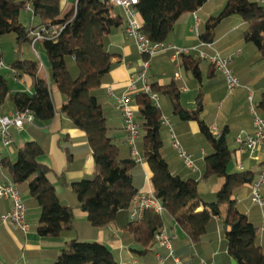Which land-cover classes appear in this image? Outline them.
<instances>
[{"label":"trees","instance_id":"obj_1","mask_svg":"<svg viewBox=\"0 0 264 264\" xmlns=\"http://www.w3.org/2000/svg\"><path fill=\"white\" fill-rule=\"evenodd\" d=\"M62 0H0V37L14 34L18 49L22 44L32 45L29 36L40 28L54 29L58 35L34 43L40 48L48 63L47 77L42 75L36 60H17L9 68L14 77L31 80L32 92H13L5 75H0V108L6 102L13 112L30 113L41 132L50 123L56 111L52 102V88L62 96L58 111L84 133L92 151L96 174L70 184L76 198V206L86 214L88 224L102 228L117 222L119 217L128 216L121 226V240L127 247L138 245L142 251L132 249L135 254H144L155 244V237L164 227V220L171 219L186 236L183 251L190 253L189 264H198L200 258L192 253L209 226L218 220L222 244L228 256L236 264H264V233L261 232L264 210L253 204L250 212L238 205L237 195L243 187H251L254 174L250 171L231 173L232 138L253 126V117L245 105L237 116H232L221 127V133L214 137L210 131L214 109L206 119L200 118L203 107L193 111L183 109L179 104L182 81L174 79L170 84H151L150 90L171 107L170 121L174 134L188 123H196L203 154L192 155L200 172V181L210 184L222 181L212 200L208 201L198 193L196 174L184 177L174 174L170 168L171 159L179 158L177 151L166 147L168 129L162 124L163 110L157 108L150 94L136 92L132 95L135 121L139 127L137 150L150 170V182L155 199L161 204L163 213L147 210L141 218L130 220L129 211L137 196L142 180L136 177L139 164L131 156L126 142L115 143L114 131L123 132L121 115L108 104L107 88L111 83L110 73L118 66L116 55L108 50L110 37L124 26L121 9L101 0H76L74 6L62 19ZM214 14H210L215 11ZM27 7L32 16L39 19L35 28L19 22L20 12ZM141 22V32L152 43L166 44L174 27L194 13L200 21L194 45L211 44L221 55L238 44L251 47L253 55L244 59L230 58L229 66L239 78L249 73L252 63L262 60L264 66V4L249 0H138L136 6ZM242 25L232 30L234 19ZM207 50L206 47H201ZM36 50V49H35ZM231 54L227 53V56ZM231 56V55H230ZM226 57V56H225ZM145 59L137 54L126 62ZM179 65L191 74L186 84L196 88L202 81L205 67L208 77L216 73L213 65L194 58L192 54L179 55ZM226 85V84H225ZM246 100V96L244 97ZM247 104V103H246ZM257 115L264 119V90L253 98ZM249 124V125H247ZM253 129V128H252ZM178 138V137H177ZM180 138L178 142L181 146ZM182 147V146H181ZM44 149L36 141L23 144L16 153L14 162L2 160L1 170L20 194L26 193L39 209L36 234L41 238H55L70 230L74 224L73 208L61 203L53 184L48 180L50 169L38 162ZM263 166V163H262ZM58 182L65 185L64 178ZM264 206V188L261 191ZM251 200H250V202ZM223 207L225 212L223 214ZM201 209V212L198 210ZM178 255L177 242L173 245ZM209 264L208 260H204ZM53 264H118L112 252L96 242L71 240L55 255Z\"/></svg>","mask_w":264,"mask_h":264},{"label":"crops","instance_id":"obj_2","mask_svg":"<svg viewBox=\"0 0 264 264\" xmlns=\"http://www.w3.org/2000/svg\"><path fill=\"white\" fill-rule=\"evenodd\" d=\"M249 1L258 2L259 0ZM75 2L76 0H73V2H71V0H62L60 2L61 19L68 12H70ZM219 9H221V6L210 14H214ZM24 11L29 13L31 12V10ZM199 14L202 15V13L199 12L189 15L185 18V20H183V22L176 25V36L177 39L182 41V45L172 42H168V44L174 45L180 49H191L195 47L194 41L196 40L197 35L194 31V26L196 20L200 21L198 17ZM241 25L242 23L239 18H235L232 30H236ZM123 28L124 26L110 37L108 46L109 52L116 55L115 61L119 62L118 66L110 73L111 83L109 88H111L115 94L120 93L126 87L133 68L139 63V60L126 62L127 59L136 55V50L132 41L126 38ZM187 34H194V36L190 37V42H188L186 38ZM237 45L238 44H234L228 47L224 51L226 54L225 56L230 58L232 57V59H237L239 57L247 59V57L253 55L251 47L246 46H242L238 48L236 52H233V50L237 48ZM228 52L231 53L229 56H227ZM15 54L16 56L22 57L21 53H18L19 55L17 53ZM189 54H192L194 58H197L195 52H190ZM1 59L2 52L0 51V63L2 64ZM41 60L43 63V67L41 68L42 75L46 78L48 63L44 54L43 59L41 58ZM254 66V63L250 64L249 73L239 79L235 75L233 68L230 67L233 75L239 80L240 84L246 88L238 87L230 93L226 88L222 74L216 71V73H211L208 77L209 73H207V70L204 67L202 70L201 83L197 85L196 88L190 89L186 84L192 79L191 74L184 71V69L180 67L179 56L177 57L172 55V53H168L155 57L150 61L149 69L146 72V84L148 86L151 84L165 86L170 84L177 75H180L181 81L184 84V87L180 91V106L188 111H193L196 107H203L199 114L201 119L208 118L211 115V110L214 109V118L211 127L215 125L219 129L220 135L221 127L227 123L230 117L237 116L238 111L245 107V105L248 106V90L253 93V98L254 94L257 95L264 90V66ZM11 74L13 76L14 85L13 90H11L9 85L11 91L25 92L28 94L32 92L31 80L29 78H16L14 77V73L12 71ZM107 96L108 104L111 105L115 111H117L115 109V98L108 95V93ZM245 96L246 100L244 98ZM51 98L56 111L54 119L44 126V128L40 130L41 132L38 131L39 128L35 125V123L33 125L25 124L20 130L12 128L9 133L11 144L8 147L3 145L0 137V157L2 160L8 159L9 161L14 162L16 160L17 150L23 144L33 141L39 143V145L44 149V155L38 159V162L50 169L48 180L51 184H53L55 192L59 196L61 203L73 208L74 224L70 230L62 232L58 237H39L35 231L38 225L39 209L36 204L30 200L28 194H21V198L23 197L22 200L26 209L25 220L29 226V230L27 233L13 231L7 224H3L0 220V264H53L55 255L59 254L65 244L71 240H77L80 242H96L104 245L112 252L114 259L118 264H159L158 257L164 259L163 264H173L172 259L166 257V251L159 248L156 242L153 247L148 250V252L140 255L132 252V249L139 251L143 250L138 245H131L130 247H127L123 244L121 240L120 225H123L125 221L128 220V216L122 215L119 217L117 222L111 223L102 228H94L88 224L86 214L76 206V198L71 191L70 184L80 182L84 179H92L95 176L96 167L92 151L85 139L84 133L73 127L67 117L58 113L62 104L61 94L57 90L54 92L52 91ZM184 102L189 108L184 106ZM159 103L163 110V117L169 118L171 115V107L169 103L165 100H160ZM12 113L14 112L11 110L10 106H3V108H0V116H9ZM121 124L122 119L120 125ZM172 126L174 127L173 124ZM252 128L242 130L240 133L243 132L244 134L250 135L253 132ZM198 134L199 130L196 123L190 122L187 126H182L178 133H175V137L177 140L180 138L182 146L180 147L185 152L196 156L199 153L203 154L204 151L202 147H199L200 140L198 138ZM113 135V137H115L116 144L123 145L125 143V135L122 132L114 131ZM234 140L235 138H232L229 149L232 152L231 157L232 154L236 156L239 166L241 165V169L230 172L250 171L254 174V182H256V176L260 174L263 168L264 142L259 145L253 153H251L252 155L256 152L262 156L261 162L258 164L260 172L257 174L250 168V165L245 166L243 164V161L249 160L251 156L250 154L240 155L237 153L238 147ZM172 141L173 140L169 133H167L165 145L166 147L176 151L172 146ZM12 146L15 148L14 151H11V148H13ZM251 164V166L254 164L257 165L254 160H251ZM170 168L174 174L184 175V177L194 175L191 174L185 167L183 161L177 157L171 159ZM61 175L66 182L65 185L58 182V176ZM135 175L137 178L142 180L141 188L138 193L153 194L150 182L151 173L145 162L139 164L135 171ZM196 176L199 181L197 186L199 195L205 197L208 201L212 200L214 194L219 190L222 181L210 184L206 181H200V172ZM6 182L10 181L6 176H4L2 170L0 169V186ZM200 184L205 185L202 192L199 191ZM236 199L238 205H242L243 208L246 207V213H252L250 212V208L253 207V203H249L250 187H243ZM132 208L133 202L130 211ZM10 209L11 202L6 199H0V217L2 214L9 212ZM222 209L224 214L225 207ZM201 211V209L198 210V212ZM261 213L263 218L264 210L261 211ZM252 215L257 216L254 213H252ZM167 220L170 226L169 228L165 227L164 223L163 229L168 235L175 237L173 243L177 242L179 251V254L176 255V257L182 264H189L191 251L190 253L188 251H183V242L186 240V236L174 221L171 219ZM191 250L192 253L196 254L197 257L200 258V260H208L209 264H233L232 259L223 248L221 228L218 220H215L209 226L208 232L202 237L200 244L195 248L192 247Z\"/></svg>","mask_w":264,"mask_h":264},{"label":"built area","instance_id":"obj_3","mask_svg":"<svg viewBox=\"0 0 264 264\" xmlns=\"http://www.w3.org/2000/svg\"><path fill=\"white\" fill-rule=\"evenodd\" d=\"M108 2L115 7L121 9L124 17V34L127 39L131 40L138 55L145 59H139V63L133 68L130 75V79L127 82L126 87L118 94H115L111 88L107 89L108 95L115 98V109L120 113L122 119L123 132L125 135V142L130 147L131 156L136 163L141 164L143 162L136 144L139 137V127L135 121V111L132 106V95L136 92H144L150 94L154 104L157 108H160L158 96L153 94L150 87L146 84V72L149 69L150 61L158 56L172 53L174 56L181 54H189L195 52L197 58L208 62L213 65L215 70L222 74L226 84L228 92H232L236 88H246L242 86L239 80L233 75L229 66V57L221 55L213 48L211 44H200L191 49H180L171 44H156L150 42V40L141 32V22L138 18L136 6L138 0H101ZM261 4H264V0H259ZM26 10H30L29 7ZM199 21L196 20L194 31L197 35V28ZM58 35V32L54 29L40 28L29 33L32 37V48L34 43L38 40L52 38ZM206 47V51L201 49ZM34 50V48H33ZM39 66L42 68L43 63L36 53ZM0 67L2 64L0 63ZM176 80L181 81V76L177 75ZM247 101L249 111L253 117V132L250 135L239 133L235 138V143L238 147L237 153L240 155L251 154L255 149L264 142V119L257 115L253 107V93L248 90ZM25 124L33 125L34 118L30 113L14 112L11 115L0 116V137L4 146L8 147L11 144L10 130L12 128L20 130ZM162 124L167 127L168 133L172 138V146L177 151L179 158L183 161L185 167L191 174H199V169L195 164L192 155L185 152L179 145L178 140L175 137L173 126L169 118L162 117ZM210 131L214 137L219 135V129L214 125L210 128ZM2 159L0 157V169ZM241 169V165L239 166ZM199 178V177H198ZM264 184V162L262 171L259 174V178L250 187V200L253 204L257 205L260 209L263 208V199L261 191ZM0 199H6L11 202V209L1 215L0 220L3 224H7L13 231H20L27 233L29 226L26 223V209L24 202L21 198V194L10 182H6L0 186ZM147 210H154L158 214H162L163 209L161 204L155 199L153 194L138 193L133 201V208L130 211V220L141 218L143 213ZM261 232L264 233V217L262 218ZM175 237L168 235L164 229L160 230L155 237V242L159 248L164 249L167 253L166 257L172 259L173 264H182L181 261L174 255L172 243ZM159 264L164 263V259L158 257ZM199 264H206L204 260H200Z\"/></svg>","mask_w":264,"mask_h":264},{"label":"rangeland","instance_id":"obj_4","mask_svg":"<svg viewBox=\"0 0 264 264\" xmlns=\"http://www.w3.org/2000/svg\"><path fill=\"white\" fill-rule=\"evenodd\" d=\"M71 2H73V0H71ZM26 10V9H25ZM26 11H30V10H26ZM19 21L20 23L23 25V26H29V27H32V28H35L39 25V19L37 17H34L32 16V12H25L24 10H22L20 12V17H19ZM176 28L177 26L174 27L173 31L171 32L169 38H168V42H172V43H176L178 45H182V41L177 39V34H176ZM191 36H194V34H187L186 35V38L188 40V42H190V37ZM15 35L14 34H9V35H6V36H3V37H0V51L2 52V59H1V62L3 64V67H0V75H5L8 82H9V85H10V88L11 90L14 89V85H13V76L11 74V71L8 70L10 69L9 66L14 63L15 61L19 60V59H24V60H36L38 61V58L36 57V53L39 54V56L43 59V52L40 48V43H38L35 47V49L33 50L32 46L30 44H22V46L20 47V49L17 48L16 44H15ZM15 53H21V56H16ZM18 54V55H19ZM255 66H261L263 65V61L260 60L258 62H256V64L254 63ZM254 66V67H255ZM56 89L55 88H52V91L54 92ZM5 107H8L9 106V102H6L4 104ZM184 106L186 108H189L187 106V104L184 102ZM74 127V126H73ZM13 147V146H12ZM14 147L11 148V151H14ZM250 159L249 160H246V161H243V164L245 166H248L250 165V168L256 172L257 174L260 172L259 171V166L258 164L261 162V155L259 153H254V154H250ZM251 160H254V162H256L257 165H253L251 166ZM240 169L239 168V163L236 159V156L234 154H232V157H231V162H230V165H229V171H235V170H238ZM257 180L259 178V175L256 176ZM199 191L202 192V190L204 189L205 185L204 184H200L199 186ZM23 198V197H22ZM164 223H165V227H168L170 226V224L168 223V220L165 219L164 220Z\"/></svg>","mask_w":264,"mask_h":264},{"label":"water","instance_id":"obj_5","mask_svg":"<svg viewBox=\"0 0 264 264\" xmlns=\"http://www.w3.org/2000/svg\"><path fill=\"white\" fill-rule=\"evenodd\" d=\"M233 264H236L234 261L232 262Z\"/></svg>","mask_w":264,"mask_h":264}]
</instances>
